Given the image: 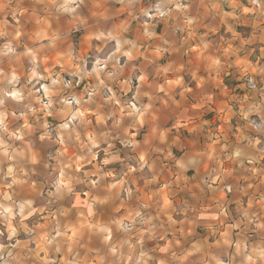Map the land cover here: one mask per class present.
<instances>
[{"label": "rangeland", "instance_id": "obj_1", "mask_svg": "<svg viewBox=\"0 0 264 264\" xmlns=\"http://www.w3.org/2000/svg\"><path fill=\"white\" fill-rule=\"evenodd\" d=\"M201 2L181 0L184 9L186 5L190 9L183 11L164 5L162 10L171 15L149 19L142 11L154 10L162 0H139L133 5L84 0L73 14L57 12L50 0H0V53L8 43L16 49L14 55L0 56V69L9 77L21 78L17 88L30 78L31 50L41 75L56 79L53 74H59L73 83L66 96L74 93L87 101L86 92L95 91L102 81L119 99V103H108L110 94L101 86L96 103L86 105L84 118L91 121L89 133L113 131L111 152L119 153L120 161L105 164L108 144L101 143L93 149L98 153L95 160L78 161L69 169L79 179H84L85 172L94 173L92 181L99 179L95 173L111 172L100 187L73 181V193L63 194L62 199L48 197L49 191L55 192L52 185L60 175L57 153L63 150L61 159L71 162L87 149L57 143L55 131L50 140H41L39 128L27 138L32 140L29 154L37 163L28 165L35 174L29 172L21 195L35 199V206L42 199L53 203L25 221L36 229L31 235L21 230L8 241L7 229L0 223L6 245L15 244L16 239L28 242L27 248L14 250L17 260L13 264H136L137 260L140 264L161 260L165 264H215L216 259L246 264L245 249L250 254L264 249V22L247 11L248 0L231 4L208 0L207 4H222L219 14L208 10L199 14ZM234 10L239 18L225 15ZM149 15L154 16V11ZM146 27L154 33L151 38L145 34ZM101 32L104 36L97 39ZM117 40L121 45L130 40L136 48L123 45L116 52ZM127 51L133 54L131 60L121 54ZM114 52L119 67L109 61L103 73L83 79L69 75L81 68L92 72L97 58L107 59ZM109 73L113 80L107 79ZM141 75L144 81L139 80ZM51 79L36 84V89L50 85ZM129 79L130 84L126 83ZM37 95L42 96V90ZM128 103L153 105L136 120V127L131 126L133 118L125 115L123 105ZM6 107L20 114L13 101H7ZM113 109L121 121L118 137L113 121L101 123L100 119ZM39 115L43 123V112ZM46 119L52 129L64 122L59 116ZM33 122L34 118L17 120L15 116L8 120L13 130ZM125 139L134 140L136 149L126 148ZM87 140L82 134V141ZM15 147L20 148L21 142L16 141ZM237 150L242 152L239 158L233 156ZM189 160L196 163L188 165ZM178 162L187 165L186 170ZM140 164L151 167L139 171ZM10 179L0 178V182L7 184ZM126 188L132 191L131 197ZM141 218L151 223H140ZM51 221L58 222L64 232L58 238L59 251L57 244H47ZM209 235L212 241L206 251H190L192 240Z\"/></svg>", "mask_w": 264, "mask_h": 264}, {"label": "clouds", "instance_id": "obj_2", "mask_svg": "<svg viewBox=\"0 0 264 264\" xmlns=\"http://www.w3.org/2000/svg\"><path fill=\"white\" fill-rule=\"evenodd\" d=\"M54 5L57 12H66L73 14L77 12V9L84 3V0H50ZM121 4L133 5L138 3L139 0H118ZM229 4L232 3V0H226ZM250 8L247 9L252 14V17L258 21L264 22V0H248ZM72 5H75L74 7ZM164 5H171L175 9L181 11L184 10V5L181 3V0H162L161 4H157L155 9H148L142 11L144 17L149 19H155L156 17H166L171 15L170 11L162 10ZM154 11L155 15L150 16L149 13ZM226 16H237L236 11L232 13H225ZM193 21L188 20V23L191 24ZM145 34L151 38L154 33L145 30ZM104 36V33H100L96 38L100 39ZM115 39V37H112ZM131 44L132 48H136V44L130 40H124L123 45ZM120 41L117 40L116 52H120L121 47ZM205 48L208 47L207 44L204 45ZM104 52V49L100 50ZM16 49L12 46V43L4 45V51L0 53V56H8L9 54H15ZM123 56H127L129 60L133 58L131 51L122 52ZM28 55L31 57L32 69L30 78L27 80V83L22 87L17 88L16 86L20 84L21 78L12 74L10 77L7 76L2 69H0V85H6L7 87H0V178L3 181H8L10 183L0 182V223H2L7 229V240L12 241L15 237L18 236L19 232L23 230L24 232L31 235L36 229L29 228L25 223L30 217L36 215L37 213H43L49 205L53 203V200H43L40 206L36 205V200L32 198L23 197L21 192L23 191V186L28 183L30 179L29 172L31 171L35 174L34 169H28L29 164H36L37 160L34 155H30V148L32 145V140L27 139L32 136V134L39 128L43 130V135L40 137L41 140H50L52 137V131L57 133V143L65 145V147H82L87 149L86 154H81L77 156L73 161L69 162L66 159H61L64 157V152L61 150L57 153L55 159L57 161V170L60 175L57 177L56 181L53 183L55 192H48V197H55L56 199H62L63 194L73 193V187L71 183L75 181L76 183L84 184L86 181L91 185L100 187V181L103 180L106 176L112 175L111 172L108 173H95L99 176V179L92 181L90 178L94 173L85 172L84 179H79L75 174H69V169L73 168V165L78 161L91 162L96 159L98 153L94 152L93 149H98L101 143H107L108 148L105 149L107 159H105V164H111L115 161H120L119 153L113 155L111 149L113 144L110 142L113 139V131H104L102 134L97 135L95 131L89 133L88 125L91 124L90 120H86L84 117L87 112L86 105H91L96 103V96L101 91V86L106 89L108 95L107 101L111 104L119 103V99L116 96V93L112 91V88L107 84H104L102 81L97 85L96 90L92 92H86L89 96V99L85 101L82 96H77L76 94H71L66 96L65 93L68 90L73 88L72 82H66L63 80L59 74L56 75V79H51L50 76L41 75L38 71L39 65L36 62L35 54L29 50ZM86 59V58H80ZM109 61H114L115 65L119 67V57L116 56V53H112L107 56V59L95 60V67L92 69V72H87L84 68H81L78 71H72L69 73L71 76H80L81 79L92 76L94 74H100L104 72V68L107 67ZM217 64L220 63L219 60L216 61ZM51 79V84L48 86H41V89H36V84H40L43 80ZM108 80H113V74H107ZM35 80V84H33ZM140 81L145 80V76L141 75L139 77ZM130 79L126 83L130 84ZM31 85V88L28 87ZM10 88V90H9ZM43 92L42 96H38L37 92ZM144 95H147L145 93ZM45 98H47L45 100ZM137 103L140 102V90L137 89V96L135 97ZM13 101L15 105L19 106V115H16V112L9 111L6 107L7 101ZM137 103H128L124 104L123 107L127 109L125 115L132 117V127H136V120L144 117L148 110L153 106L152 103L148 105H142L137 107ZM36 105H39L37 107ZM44 114V122L40 123V113ZM9 116H15L17 120L24 119L28 120L34 118L33 123H24L19 125L15 130L10 129L9 127ZM56 117L59 116L63 119L64 122L60 123L56 129H52L49 123L47 122L46 117ZM101 123H104L108 120L113 121V130H115L116 136H119L121 121L118 118L117 112L113 109L107 115L100 117ZM82 134L87 135V142L82 141ZM20 141L21 147H15V142ZM124 146L131 147L133 150L136 149L137 144L134 140L125 139L122 141ZM27 144L28 147L25 148L24 145ZM159 150V149H158ZM235 158L242 156V152L237 150L233 153ZM122 162V161H121ZM252 162L251 160L249 161ZM123 163V162H122ZM195 160H189L188 165L195 164ZM5 164L7 168L5 170ZM179 167L182 169L187 168V165L178 162ZM146 164H140L139 171H143ZM45 168L50 167L45 164ZM79 169H73V173L78 172ZM129 171H137L135 168H129ZM31 186V185H30ZM4 189H11V191H5ZM19 189V190H17ZM128 196H132V191L130 189H125ZM38 195H40L38 193ZM226 213V209L222 210V214ZM55 215V214H52ZM136 216L139 217L140 213L137 212ZM15 222V223H14ZM135 222V221H133ZM53 224L52 229L48 234L47 244L53 245L57 244L56 251H59V241L58 238L64 235V232L61 231L59 223L56 221H51ZM140 223H151V220H144L141 218ZM155 225H153V228ZM233 227H238V225H233ZM127 230V229H125ZM54 231L55 235H52L51 232ZM102 231H108L107 229H102ZM149 232H152V229H149ZM4 231H0V264H13L17 260V255H14L13 252L16 248H27L28 242L21 244V241L16 239L15 244L6 245L2 238L4 237ZM116 251H119L116 249ZM244 260L246 264H257L258 261H264V249H262L258 254L249 253L247 249L244 250ZM146 253H141V256H146ZM48 264H56L55 261H48ZM136 264H140V260L136 261ZM159 264H165L163 260L159 261ZM215 264H224L223 261L216 259Z\"/></svg>", "mask_w": 264, "mask_h": 264}, {"label": "crops", "instance_id": "obj_3", "mask_svg": "<svg viewBox=\"0 0 264 264\" xmlns=\"http://www.w3.org/2000/svg\"><path fill=\"white\" fill-rule=\"evenodd\" d=\"M207 1L208 0H203V2L200 3V8L198 7V13L199 14H203L204 10H208L210 13L212 14H219L218 11L221 9V5L219 6L218 4H207ZM216 1L217 3L220 4L221 0H214ZM232 1H235V0H232ZM186 9L184 10H190L188 9L189 8V5H186L185 6ZM217 10V12H216ZM209 12L207 13V15L209 14ZM217 220V219H216ZM217 223V222H216ZM230 227H233V225L231 224ZM226 233H229V228L226 229ZM236 232V231H235ZM242 232H238L236 233V235H241ZM222 235V233H221ZM222 236H220V240H221ZM216 240H217V237L214 238V244H217L216 243ZM210 241L211 240V235L207 236V237H204V236H200V237H197L196 239L192 240V242H190V245H189V248H190V251L191 250H196V251H206L207 250V243L210 244Z\"/></svg>", "mask_w": 264, "mask_h": 264}]
</instances>
